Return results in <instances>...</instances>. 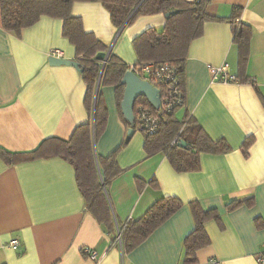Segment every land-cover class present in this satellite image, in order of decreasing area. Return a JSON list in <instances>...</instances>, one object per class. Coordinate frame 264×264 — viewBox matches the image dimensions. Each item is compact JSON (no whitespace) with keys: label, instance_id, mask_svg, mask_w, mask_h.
I'll return each mask as SVG.
<instances>
[{"label":"crops","instance_id":"0c3cea01","mask_svg":"<svg viewBox=\"0 0 264 264\" xmlns=\"http://www.w3.org/2000/svg\"><path fill=\"white\" fill-rule=\"evenodd\" d=\"M208 10L224 20L207 22L203 35L190 44L185 103L176 117L190 116L212 140L225 139L232 150L202 153L199 171L178 173L163 153L148 156L145 136L135 131L117 155L122 172L108 192L116 217L121 223L138 220L163 197H176L183 206L130 253L122 243L114 245L87 211L68 162L49 158L8 165L0 158V264H183L184 241L195 228L191 202L205 211L216 209L221 219L206 224L210 244L197 252L198 264H264L257 259L264 248V0H212ZM72 15L128 67L139 61L133 40L147 29L160 31L166 22L164 14L141 16L118 29L100 2H75ZM233 18L254 30L247 66L251 83L212 78V69L224 65L238 75ZM54 50L63 57H50ZM57 60L77 62L61 19L43 16L15 35L4 29L0 5V147L28 153L48 138L69 140L90 120L80 69ZM102 92L108 122L95 148L108 157L131 128L122 120L115 88ZM251 136L245 156L242 145ZM137 178L155 179L159 188L140 191ZM246 199L252 204L228 209ZM14 240L17 249L10 246Z\"/></svg>","mask_w":264,"mask_h":264},{"label":"trees","instance_id":"16d2710c","mask_svg":"<svg viewBox=\"0 0 264 264\" xmlns=\"http://www.w3.org/2000/svg\"><path fill=\"white\" fill-rule=\"evenodd\" d=\"M75 2L102 3L110 14L112 24L118 29L132 24L141 16L166 15L177 11L166 19L163 29H147L133 40V46L139 60L137 64L169 62L178 69L184 103V69L190 44L203 35L207 22L224 19L209 13L212 0H0L3 27L15 35H20L23 29L34 25L43 16L63 21V35L75 47L82 79L86 84L84 103L90 115L88 123L76 127L69 140L48 138L28 153H11L0 147V158L8 165L49 158H61L68 162L74 168L76 183L85 199L87 211L112 236L113 243H116L120 232L123 250L130 253L181 209L183 202L176 197H163L157 199L138 220L121 223L116 217L108 192L112 180L122 172L117 163V155L128 143L124 140L108 157L99 156L95 146L108 122L103 87L115 88L122 120L128 128L137 131L136 121L132 124L126 121L122 111L125 86L121 81L129 67L99 41L94 33L85 30L81 17L72 15ZM231 23L234 29L233 41L238 50L236 80L240 84L251 83L252 80L247 77V66L254 30L240 19L233 18ZM101 52L108 54L104 67L103 62L96 59ZM141 104L161 117L157 133H142L145 136L144 150L148 156L163 153L176 172L199 171L202 153L220 155L232 150L225 139L212 140L190 116L178 120L176 113L181 107L175 108L171 113H164L155 109L146 98H139L135 108ZM179 141L186 142L188 146L179 147ZM253 142L254 138L251 136L242 145L245 156ZM136 185L140 191L146 187L155 190L159 188L155 179L145 182L137 178ZM252 202L253 199L236 200L228 205V209L234 210ZM190 208L195 228L184 241L183 264H198L197 252L210 244L206 224L212 220L219 222L221 219L216 209L205 211L198 202H191Z\"/></svg>","mask_w":264,"mask_h":264},{"label":"built area","instance_id":"2783aa9c","mask_svg":"<svg viewBox=\"0 0 264 264\" xmlns=\"http://www.w3.org/2000/svg\"><path fill=\"white\" fill-rule=\"evenodd\" d=\"M50 57L62 58L63 54L59 50H54L50 53ZM129 71L135 73L141 79L148 81L153 87L159 89L161 93L160 112L171 113L175 108L182 107L184 103V93L180 87V79L178 69L169 62L164 63H142L129 67ZM212 78L215 82L222 83H238L236 76L231 75L226 65L212 69ZM135 121L138 132L144 134L157 133L161 126V117L159 114H154L149 108L144 105H138L135 108ZM176 143V140L174 141ZM121 242V233L118 232L115 245ZM18 240L10 243L14 249L19 247ZM92 259H97V252L92 251ZM258 262L264 263V248L258 255ZM205 264H218L215 260Z\"/></svg>","mask_w":264,"mask_h":264},{"label":"water","instance_id":"95a60500","mask_svg":"<svg viewBox=\"0 0 264 264\" xmlns=\"http://www.w3.org/2000/svg\"><path fill=\"white\" fill-rule=\"evenodd\" d=\"M176 13L177 11H171L165 15V18L169 19L172 15ZM107 55V53L101 52L96 56L97 60L103 62V67L107 59ZM55 62L74 65L81 71L80 65L76 61L57 60ZM121 84L125 86V93L122 101V111L126 121H128L129 123L132 124L135 122L134 109L136 101L139 98H146L155 109H159L161 105V93L159 89L153 87L148 81H145L138 77L135 73L128 71L124 75ZM134 133V129L129 130L128 136L126 138L127 143L130 141V138ZM178 146L181 148H186L188 145L184 141H179Z\"/></svg>","mask_w":264,"mask_h":264},{"label":"rangeland","instance_id":"374dc122","mask_svg":"<svg viewBox=\"0 0 264 264\" xmlns=\"http://www.w3.org/2000/svg\"><path fill=\"white\" fill-rule=\"evenodd\" d=\"M159 110V109H158ZM134 112H135V110H134Z\"/></svg>","mask_w":264,"mask_h":264}]
</instances>
